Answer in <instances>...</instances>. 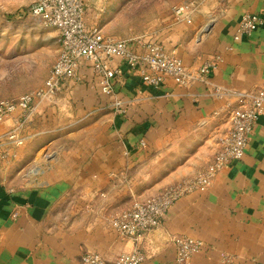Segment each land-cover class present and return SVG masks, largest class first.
<instances>
[{"label": "crops", "instance_id": "1", "mask_svg": "<svg viewBox=\"0 0 264 264\" xmlns=\"http://www.w3.org/2000/svg\"><path fill=\"white\" fill-rule=\"evenodd\" d=\"M87 1L108 7L107 0ZM222 8V17L212 8L210 19L165 25L157 39L184 66H201L218 55L204 83L174 88L166 82L151 90L140 86L139 74H128L106 94L82 66L72 92L34 109L23 136L36 151L51 150L44 159L55 157L41 186L12 179L32 160L35 153L23 162L29 149L13 169L0 162V264H79L87 252L114 264L136 249L133 240L121 243L108 234L105 219L210 163L229 126L226 118L214 116L225 102L212 99L214 89H264V0H225ZM241 15L260 16L263 26L234 43ZM199 34L204 35L196 44ZM10 126L6 121L0 132ZM68 142L76 145L61 150L58 144ZM163 225V233L144 240L143 264H174L168 235L206 246L189 264H221L227 255L238 264H264V112L241 162L223 169L209 193L177 202Z\"/></svg>", "mask_w": 264, "mask_h": 264}, {"label": "built area", "instance_id": "2", "mask_svg": "<svg viewBox=\"0 0 264 264\" xmlns=\"http://www.w3.org/2000/svg\"><path fill=\"white\" fill-rule=\"evenodd\" d=\"M224 3L225 0L217 3L219 17H222ZM106 12L105 5L92 7L87 0H36L28 10L33 20L56 33L59 52L41 88L15 101L0 103V126L6 121L11 123L4 137L12 147L19 148L24 143L23 126L34 109L42 103H49L78 82V71L82 66L91 71L98 87L107 94L117 86L121 77L136 73L140 75V86L151 90L162 88L166 82L180 88L204 83L220 61V57L215 55L201 66H184L158 41L106 38L101 25ZM207 14L203 16L193 3L172 7L169 29L180 24L190 25L197 16L209 18ZM237 20L232 36L234 43L263 26V18L256 15H241ZM201 39L199 34L196 44ZM211 97L216 102L225 101L214 116H223L229 123L213 162L194 176L173 184L163 194L136 202L128 210L107 219L105 229L116 241L133 240L137 245L133 252L117 256L114 264H143L146 261L142 250L144 240L152 234L163 233L164 219L171 207L180 198L211 187L220 171L241 162L244 157L249 136L264 112V89L244 93L214 89ZM43 174L40 165L30 172V177L38 183L35 185L44 184ZM168 243L175 250L174 264H189L193 256L206 250L202 242L179 235H168ZM79 264L106 262L99 253L87 252L80 257ZM221 264L237 262L227 255L223 256Z\"/></svg>", "mask_w": 264, "mask_h": 264}, {"label": "rangeland", "instance_id": "3", "mask_svg": "<svg viewBox=\"0 0 264 264\" xmlns=\"http://www.w3.org/2000/svg\"><path fill=\"white\" fill-rule=\"evenodd\" d=\"M220 1L221 0H107V13L101 22L102 33L106 38L112 40L140 39L157 42L160 32L165 29V25L171 22L169 13L172 7L193 3L194 6L199 8L200 12L203 13V16H208L207 13L209 9L216 8L217 3ZM35 2L36 0H0V103L15 101L21 96L41 88L57 58L59 46L56 33L44 29L28 15V10ZM121 78L117 80L118 82L116 85L119 84ZM77 85H79V81L73 83L65 92H72V89ZM171 86L173 85L171 84ZM173 87L177 88L175 86ZM58 98L59 96L51 100L49 104L55 102ZM26 124L27 123L23 126L24 130L27 128L28 124ZM71 127L72 126L69 127L70 130L76 129V127ZM8 128H6L4 132H0V162L2 166H4V168H9V170L13 169L16 164V159L22 152H26V149H29L23 159L35 153L32 160L29 163L27 159L24 160L23 162L27 161L25 163L26 166L23 165V168L17 170L12 179L21 186L24 184L27 186L38 184L30 177V172L38 165H40V170H42L43 173L46 172L55 156L53 155L54 157L52 156V158L48 157L49 159H44V156L51 153V150L48 151V149L41 148L39 151H36L34 143H27L26 137H24L25 140L21 147H12L4 137ZM58 136L61 137L60 140L62 142L65 140L63 135L59 134ZM58 145L61 147V150H64L65 148L70 149L71 146L76 145V143L68 142L59 143ZM58 149L60 148L58 147L57 150ZM8 153L9 155L6 157ZM213 159L205 167L209 166L213 162ZM205 167L200 170H203ZM213 184L203 192H195L190 195L197 194L203 196L212 190ZM170 186L159 195L163 194ZM188 196L180 198L177 202ZM130 207H124L126 209L123 208L124 210H122L121 213L128 210ZM115 213L117 214H109L108 216L114 214L109 218L121 214L120 212ZM109 218L107 217V219ZM107 219H105V222Z\"/></svg>", "mask_w": 264, "mask_h": 264}, {"label": "bare ground", "instance_id": "4", "mask_svg": "<svg viewBox=\"0 0 264 264\" xmlns=\"http://www.w3.org/2000/svg\"><path fill=\"white\" fill-rule=\"evenodd\" d=\"M202 35H204V34H202Z\"/></svg>", "mask_w": 264, "mask_h": 264}, {"label": "trees", "instance_id": "5", "mask_svg": "<svg viewBox=\"0 0 264 264\" xmlns=\"http://www.w3.org/2000/svg\"><path fill=\"white\" fill-rule=\"evenodd\" d=\"M24 16V15H23Z\"/></svg>", "mask_w": 264, "mask_h": 264}]
</instances>
